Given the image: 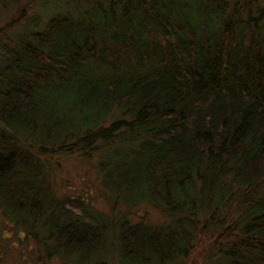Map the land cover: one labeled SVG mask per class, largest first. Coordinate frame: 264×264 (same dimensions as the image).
I'll return each mask as SVG.
<instances>
[{"label":"trees","instance_id":"trees-1","mask_svg":"<svg viewBox=\"0 0 264 264\" xmlns=\"http://www.w3.org/2000/svg\"><path fill=\"white\" fill-rule=\"evenodd\" d=\"M34 1L0 28V211L89 262L108 220L49 157L75 154L162 218L116 214L120 258L186 264L202 235L196 264H264V0Z\"/></svg>","mask_w":264,"mask_h":264},{"label":"rangeland","instance_id":"rangeland-1","mask_svg":"<svg viewBox=\"0 0 264 264\" xmlns=\"http://www.w3.org/2000/svg\"><path fill=\"white\" fill-rule=\"evenodd\" d=\"M42 0H35L32 11H40ZM23 0H20L14 7L4 6L0 9V28L2 33L12 31L14 26L8 28V21L14 17L13 13L17 8L22 7ZM52 157V162L59 161L60 165L52 170L55 193L77 195L80 194L93 205L107 221V242L101 247L100 251L93 256L89 262L75 263V259H67L66 257H59L56 254L46 256L48 251L44 245L48 244L42 241L45 233L39 234L40 229L36 234L29 232L30 224L23 226L12 222L6 215L0 211V264H136L127 259H122L115 254L113 250V217L116 214H125L130 221H136L143 217L149 222H157L162 218L153 209L146 206H139L138 208H126L122 203H115L113 209L109 202L103 196L98 180L94 177V172L87 162L78 158L75 154L71 155H57ZM34 232V231H33ZM35 233V232H34ZM210 236H202L197 240L196 245L191 251V254L186 260V264H196L202 246H207ZM113 244V245H112ZM112 245V246H111ZM113 250V251H112Z\"/></svg>","mask_w":264,"mask_h":264}]
</instances>
